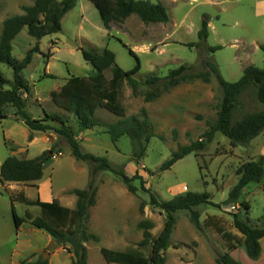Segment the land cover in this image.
Segmentation results:
<instances>
[{"label": "rangeland", "instance_id": "obj_1", "mask_svg": "<svg viewBox=\"0 0 264 264\" xmlns=\"http://www.w3.org/2000/svg\"><path fill=\"white\" fill-rule=\"evenodd\" d=\"M34 1L0 0V35L3 22L23 14L22 7L32 5ZM143 1L162 4L169 21L145 24L133 14L121 22L111 23V29L107 30L90 0H76V6L64 16L60 32L37 40L28 34L26 28L23 29L12 42L13 57L22 61L36 44L40 48V53H35L31 63L22 71V77L31 88L26 101L28 114H49L56 108L52 93L58 91L67 79L95 74L93 66L84 60L82 50L102 53L108 49L115 54L116 63L124 71L133 70L137 65L131 50L141 65L140 71L134 75L140 82L154 75L165 78L182 64L195 65L197 71H203L204 61L216 66L228 82L238 81L250 65L264 67V52L261 50L264 46V15L259 10L264 0ZM205 20L209 23L206 46L221 47L213 53H206L198 46L199 31ZM0 73L13 80L14 72L9 65L0 62ZM46 73L54 77L45 78ZM105 74L110 80L111 71L107 70ZM147 90L148 87L141 85L140 93L134 95L125 81L120 95L126 117L136 116L142 120L141 110L146 109L153 126L154 137L144 141L147 150L139 164L134 161L133 143L127 136L114 143L109 134H103L91 145L82 142L84 151L106 157L114 166L119 165L116 166L118 169L125 167L129 176L138 174L146 182L143 185L145 190H151L161 200L168 201L187 192L208 193L212 202L220 207L203 205L196 208L201 213L202 230L191 223L188 212L176 213L177 223L171 246L164 254L165 264H217V254L227 253L229 242L208 224V219L214 218L240 244L244 237L234 226L235 214L253 227H264V177L261 183L246 187L237 203H226L229 192L238 182V168L243 163L264 157V132L249 144L236 146L216 133L203 151L190 154L170 170L161 172L160 167L179 145L200 139L208 124L216 121L223 92L215 76L209 83L202 80L183 83L151 102L144 99ZM262 110L264 104L257 100L250 88L241 98L235 119ZM108 115L113 120L107 122L114 123L119 119L113 118L115 116L111 113ZM95 145L97 148H91ZM89 165L94 167L92 163ZM132 184L137 188L135 194L129 192L122 180L111 172L100 171L95 176L99 192L96 205L90 209L87 225L88 230L99 237V242L86 244L88 264H108L101 254L103 247L123 252L137 251L149 256L150 247L140 246L143 229L139 224L150 221L153 224L150 232L155 238L164 226L165 214L151 205L150 193L142 189L140 179ZM17 210L23 216V208ZM17 234L11 198L6 196L0 203V264H13L12 261L17 264L14 255ZM261 242L264 250V238ZM68 253L60 246L48 260L52 261L51 264H72ZM233 254L236 261L244 264L242 258L247 257L244 246ZM40 256L43 254L30 256L20 263L34 262ZM262 258L264 256L248 264H264L260 263Z\"/></svg>", "mask_w": 264, "mask_h": 264}, {"label": "trees", "instance_id": "obj_2", "mask_svg": "<svg viewBox=\"0 0 264 264\" xmlns=\"http://www.w3.org/2000/svg\"><path fill=\"white\" fill-rule=\"evenodd\" d=\"M99 11L105 29H111V23L121 22L133 14L139 16L145 24L167 23L169 15L162 4H153L143 0H90ZM76 6V0H35L32 5L22 7L23 14L7 18L3 22L0 35V62L9 65L14 72L13 80H9L0 73V113L5 117L6 110L11 107L17 119L23 120L33 131H54L68 144L72 155L81 162L92 163L90 168V180L85 189H75L72 191L77 196V204L74 210L65 208L57 200L52 203L30 202L26 199L22 201L28 205L40 207L41 214L32 218L26 214L20 218L15 210L13 217L16 228L25 223H31L35 228L48 233L58 246L67 249L73 254L72 264H88V242H99V237L88 230L90 219V209L96 205L98 188L95 185V176L100 171L111 172L120 178L127 186L129 192L135 194L137 188L132 184L140 179L142 189L145 181L138 176H129L125 167L113 166L110 161L103 156H96L84 152L81 148L78 136L81 132L92 130L96 127H106L107 133L116 143L120 138L127 136L133 143V157L136 163H140L146 153L147 144L154 137L153 126L150 122L146 109L141 110L143 119L136 116L126 117V109L121 102V87L126 81L131 87L133 94L138 95L141 85L148 87L143 94L146 102H151L159 98L163 93L168 92L177 86L195 80H202L205 83L211 81L215 76L223 92V99L218 107L217 119L214 123L208 124V129L202 137L186 145H179L173 151L170 158L162 164L160 171L170 170L176 162L186 156L203 151L207 144L212 142L216 133H220L230 140L232 145H246L264 132V110L248 112L240 119H235V113L241 105V98L252 88L259 102L264 104V67L259 68L250 65L244 69L242 77L236 82L226 81L209 61H204V70L197 71L195 65L182 64L170 71L168 76L160 78L156 75L140 82L134 78L140 69L139 59L134 52L130 53L136 58L137 65L133 70L124 71L116 63L115 54L105 49L102 53L82 50L83 58L90 63L95 74L89 77H71L65 85L52 94L54 103L66 111L73 113L77 120L78 130H74L68 120L58 114L45 113L44 119H33L26 111V99L23 94H30L31 88L28 82L22 77V71L28 67L35 53H40L39 44L29 50L26 57L19 61L12 55V42L23 29H27L28 34L41 40L43 37L58 33L62 30V20L64 16ZM209 23L205 20L199 31L198 44L206 53H213L221 47H207L209 37ZM264 52V46H261ZM110 70L112 77L107 79L105 72ZM44 77L54 76L45 74ZM8 87V89H6ZM106 109L118 120L114 123L103 122L96 116L97 111ZM177 135V132H174ZM56 145L49 153L32 159H19L17 157L8 158L0 170L2 183L18 182L31 183L43 178L44 168L52 158ZM90 166V165H89ZM239 177L237 184L229 192L226 203H237L242 196L243 190L252 183L259 184L264 177V157L259 161H248L243 163L237 170ZM150 203L159 208L165 214L164 226L157 237H153L150 230L153 224L150 221H142L139 227L143 229V240L140 246H149V256H144L139 252H120L108 248H101V254L108 264H165V252L171 246V236L177 223L176 213L186 211L189 213L191 223L202 230L201 213L198 207L203 205H216L212 202L208 193L187 192L177 195L171 200L165 201L151 190ZM208 224L222 235L228 242V252L217 254V264H241L232 257L241 245L246 249V253L251 260H258L262 253L260 241L264 238V227L256 228L248 222L241 220L237 214L234 215V226L244 237L242 244L236 241L234 236L225 231L222 226L215 222L214 218L207 220ZM22 264H49V260L42 261L41 256L34 262H22Z\"/></svg>", "mask_w": 264, "mask_h": 264}, {"label": "crops", "instance_id": "obj_3", "mask_svg": "<svg viewBox=\"0 0 264 264\" xmlns=\"http://www.w3.org/2000/svg\"><path fill=\"white\" fill-rule=\"evenodd\" d=\"M259 10L264 15V3H261L259 5ZM64 85H62L59 90ZM6 89H8V87H6ZM25 96V99L27 101L29 95L25 93ZM55 107L56 108L53 109V111H51L49 114H58L65 117L68 120V124L75 131L78 130L75 115L66 111L65 109L58 107L56 104ZM100 111L101 114L99 115ZM44 114L30 116L33 119L41 120L44 119ZM108 114L110 113L106 109L100 108L97 111L96 116L103 122H107L109 119L113 120L109 117ZM103 134H108L107 128L103 126L81 132L78 136V139L80 141L82 150L84 151L82 142L86 141L91 145L95 142L97 137L102 136ZM54 145H56V149L54 151V154L52 155V158L48 161L44 168V175L41 180L31 183H2L0 179V203H3V199L6 196L10 197L12 210H15L16 214L20 218H22L26 214H29V216H31L32 218H36L41 214L40 207L24 203L22 201L23 198L30 202L39 201L44 203H52L54 200H57L61 206L74 210L77 204V196L74 195L72 191L75 189H84L87 187L90 180V167L89 164L78 161L72 155L68 144L64 142L56 132H42L31 130L23 120L17 119V117H15L14 111L11 107L6 110L5 117L0 116V170L5 161L10 157L32 160L44 153H49L52 148H54ZM91 148H97V145ZM2 192H6V194L4 195ZM18 207L23 208V216H20L18 214ZM17 235V246L14 252V255L17 257V264H21L20 261L27 259L30 256H37L40 253L43 254L46 249H48L49 244L54 241V239L48 233L35 228L29 222H25L20 226ZM260 243L262 248L261 256H264L263 244L261 241ZM68 255L72 263L73 254L68 253ZM50 257H53L52 252ZM232 257H234L233 253ZM250 261L253 262L248 257V255L247 257L242 258V262L244 264L251 263ZM12 263L16 264L15 261H12ZM51 263L52 261L49 262V264ZM260 263H264V258H262Z\"/></svg>", "mask_w": 264, "mask_h": 264}, {"label": "water", "instance_id": "obj_4", "mask_svg": "<svg viewBox=\"0 0 264 264\" xmlns=\"http://www.w3.org/2000/svg\"><path fill=\"white\" fill-rule=\"evenodd\" d=\"M57 247H58L57 243L55 241H52L50 243V246L48 247V250H46L43 253V256L41 257L42 261H47L51 255V252H53L55 249H57Z\"/></svg>", "mask_w": 264, "mask_h": 264}]
</instances>
